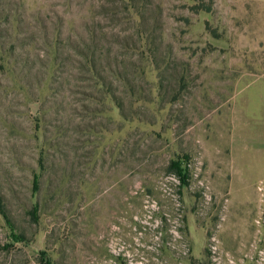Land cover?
<instances>
[{"label": "rangeland", "instance_id": "rangeland-1", "mask_svg": "<svg viewBox=\"0 0 264 264\" xmlns=\"http://www.w3.org/2000/svg\"><path fill=\"white\" fill-rule=\"evenodd\" d=\"M262 37L246 0H0V264H264Z\"/></svg>", "mask_w": 264, "mask_h": 264}, {"label": "trees", "instance_id": "trees-1", "mask_svg": "<svg viewBox=\"0 0 264 264\" xmlns=\"http://www.w3.org/2000/svg\"><path fill=\"white\" fill-rule=\"evenodd\" d=\"M177 162H178L177 168L174 169V173H177L178 175H180L182 172L186 171L187 168L183 163L184 160L182 157H179ZM0 213L6 218L7 223L9 224V227L11 229L12 241L13 242H22L23 240H25L23 233L15 231L12 223L10 222V219L7 216V213L5 211V207L2 203L1 197H0ZM42 261L44 262L43 264H54V262L51 260V258L46 253L43 256Z\"/></svg>", "mask_w": 264, "mask_h": 264}, {"label": "crops", "instance_id": "crops-1", "mask_svg": "<svg viewBox=\"0 0 264 264\" xmlns=\"http://www.w3.org/2000/svg\"><path fill=\"white\" fill-rule=\"evenodd\" d=\"M246 2L249 11L253 10L255 17L264 19V0H246ZM259 40L264 41V37L259 38Z\"/></svg>", "mask_w": 264, "mask_h": 264}]
</instances>
